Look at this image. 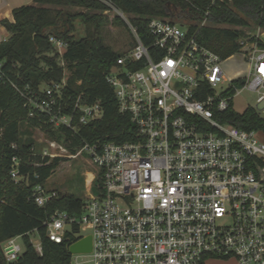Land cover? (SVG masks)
<instances>
[{"label":"built area","instance_id":"built-area-1","mask_svg":"<svg viewBox=\"0 0 264 264\" xmlns=\"http://www.w3.org/2000/svg\"><path fill=\"white\" fill-rule=\"evenodd\" d=\"M96 1L132 38L105 81L135 136L122 143L81 140L74 147L72 139H49L35 129L43 146L31 150L30 156L40 158L32 166L83 159L94 169L86 173L79 216L54 210L41 223L46 238L69 248L90 236L91 251L83 254L90 264H206L211 259L264 264V143L256 138L262 132L217 119L233 110L238 88L253 92L252 109L260 116L264 112V48L240 41L236 54L244 58L246 74L227 77L225 60L190 37L186 26L151 18L144 42L111 0ZM48 41L63 68L66 43L53 36ZM2 68L0 62V74ZM66 77L63 68L58 83L36 90L11 86L29 119L45 120L52 131L73 138L100 120L103 109L84 93L70 95ZM12 163L11 179L27 182L28 173L19 176V160ZM58 197L56 189L41 184L31 193L40 208ZM29 241L41 255L39 237L30 235ZM1 252L6 262L17 260L23 252L19 237L5 241Z\"/></svg>","mask_w":264,"mask_h":264},{"label":"trees","instance_id":"trees-1","mask_svg":"<svg viewBox=\"0 0 264 264\" xmlns=\"http://www.w3.org/2000/svg\"><path fill=\"white\" fill-rule=\"evenodd\" d=\"M212 1L111 0L128 16L144 42H147L148 20L158 18L186 26L190 37L193 36L197 43L221 60L235 55L240 49V41H255L264 48L255 37L257 31H264V0ZM104 10L105 7L96 0H33L31 5L12 10L10 37L0 43L3 65L0 74V256L3 264H70L68 243L49 241L41 223L54 210L79 216L82 200L59 193V197L44 208L33 203V188L38 184L47 185L59 162L54 159L41 168L32 166L33 162H40L39 157L30 156L31 150L38 151L32 138L35 129L40 128L49 139H72L74 147H79L81 140L122 143L134 139L135 129L128 116L118 112L113 91L105 81V76L123 52L116 53L103 42L101 29L107 22ZM77 19L83 27L80 37L75 36ZM204 19L206 24L200 27ZM112 22L118 26L123 24L118 18ZM49 36L66 43L62 60L67 73L68 93L73 96L84 93L90 103L99 102L103 109L101 119L83 127L79 137L72 138L66 131L54 132L45 120L29 119L23 100L11 86L15 84L22 88L29 85L36 90L42 84L61 81L63 68L48 41ZM217 119L219 123L238 130L264 134V117L252 108L242 113L229 109L218 114ZM70 150L74 152L73 148ZM13 158L20 162L19 176L29 174L27 182L11 179ZM30 235L39 237L41 255L30 243ZM15 237H19L23 252L17 260L6 262L1 246Z\"/></svg>","mask_w":264,"mask_h":264},{"label":"rangeland","instance_id":"rangeland-1","mask_svg":"<svg viewBox=\"0 0 264 264\" xmlns=\"http://www.w3.org/2000/svg\"><path fill=\"white\" fill-rule=\"evenodd\" d=\"M77 10V9H73ZM104 14V11H103ZM107 18L106 24L101 29V36L106 46L110 47L114 52L121 53L128 50L132 46V38L125 25H116L112 21L114 17L112 14H104ZM206 24V21H205ZM75 36L83 35V27L80 20L75 21ZM248 30H246L247 32ZM249 32V31H248ZM222 69L227 77H235L237 74L245 76L246 64L244 58L240 54H235L231 58L224 61ZM222 85V87H224ZM256 95L247 89L238 88V94L232 100L233 110L237 113H242L247 108H253L255 105ZM264 117V112L261 114ZM32 138L36 143L38 149L43 145L39 144L42 140V135L39 131L34 130ZM256 138L264 143V134H256ZM94 171L85 160H65L62 166L56 168L53 175L47 181V187L56 189L60 194L74 195L81 200L85 196L84 180L86 173ZM36 239V238H35ZM34 239V241H35ZM70 264H90L87 255H71ZM206 264H237L234 259H211Z\"/></svg>","mask_w":264,"mask_h":264},{"label":"crops","instance_id":"crops-1","mask_svg":"<svg viewBox=\"0 0 264 264\" xmlns=\"http://www.w3.org/2000/svg\"><path fill=\"white\" fill-rule=\"evenodd\" d=\"M32 3L33 0H0V43L10 37V30L6 26L13 23L12 10ZM258 39L264 46V31L259 33Z\"/></svg>","mask_w":264,"mask_h":264},{"label":"water","instance_id":"water-1","mask_svg":"<svg viewBox=\"0 0 264 264\" xmlns=\"http://www.w3.org/2000/svg\"><path fill=\"white\" fill-rule=\"evenodd\" d=\"M8 29H10V26H6ZM91 251V237L87 236L76 243L72 244L68 248V253L70 255L72 254H86ZM0 264H3V261L0 256Z\"/></svg>","mask_w":264,"mask_h":264}]
</instances>
